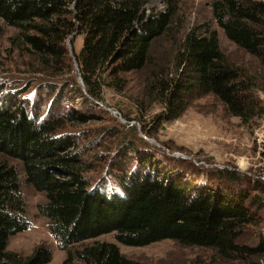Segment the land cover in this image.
<instances>
[{
  "label": "trees",
  "instance_id": "obj_1",
  "mask_svg": "<svg viewBox=\"0 0 264 264\" xmlns=\"http://www.w3.org/2000/svg\"><path fill=\"white\" fill-rule=\"evenodd\" d=\"M174 1L164 10H148L147 0H0V18L17 30L14 43L32 53L43 71L79 72L85 87L84 92L75 79V91L68 88L71 81L61 89L43 83L29 92L17 91L13 108L8 103L0 108V151L18 159L25 183L44 193L39 214L48 219L58 247L73 249L63 264H145L125 257L112 242L82 244L110 232L128 246L171 239L211 249L225 259L264 255V179L259 175L252 179L222 169L217 170L220 183L203 186L199 178H185V169L167 170L153 157L137 156V148L124 140L117 153L125 152L112 157L104 178L93 187L84 152L102 136L117 132L104 127L85 137L66 128L72 120H86L77 110L74 115L67 110L74 104L71 92L89 109L108 89L125 92L124 74L142 71L139 96L131 101L136 110L132 118L140 123L139 114L152 103L162 107L160 123L179 117L192 99L205 94L218 97L228 112L246 122L264 113L255 95L264 92V1L212 3L213 19L227 38L256 58L253 71L227 60L209 23L193 26L174 41ZM75 31L83 35L82 48L74 54L78 71L66 45ZM164 35L174 41L172 69L153 56L152 45ZM134 158L135 165H130L127 160ZM17 171L0 161V264H45L51 258L48 248H38L23 260L6 250L8 238L29 225ZM107 179L120 186V193L103 192ZM251 236L255 241L248 243Z\"/></svg>",
  "mask_w": 264,
  "mask_h": 264
},
{
  "label": "rangeland",
  "instance_id": "obj_2",
  "mask_svg": "<svg viewBox=\"0 0 264 264\" xmlns=\"http://www.w3.org/2000/svg\"><path fill=\"white\" fill-rule=\"evenodd\" d=\"M168 1L147 0L145 9L164 10ZM215 1L175 0L177 10L170 36L177 41L193 26L209 23L211 29L217 33L219 48L227 60L234 65L253 71L258 64L256 58L228 39L222 28L214 21L212 3ZM177 22H180L179 27ZM16 31L15 27L7 25L0 18V108H4L7 103L10 105L17 91L23 92L27 89L26 92H29L43 83L52 86L55 84L61 89L71 81L68 88L75 91L71 83L72 79L78 82V75L64 71L58 74L43 71L32 53L25 50L23 45L14 43L12 39ZM172 37L164 35L152 45L155 61L171 69V56L175 53ZM82 45L83 35H76L72 43L74 57L79 53ZM165 59L168 63L164 62ZM71 61L73 63L72 58ZM144 76L143 71L124 74L127 80L123 90L125 92L118 94L108 89L102 101L90 100L95 106L89 109L81 103L79 96L71 92L74 95V106L67 105V110L70 109L73 115L77 110L78 114H83L86 120L84 122H80V119L72 120L65 124L68 130L85 135V137H93L99 128L105 127L109 131L114 129L118 135L102 136L91 145L89 151L84 152L86 155L83 157L90 169L87 173L92 178L93 187H96L99 180L104 178L103 175L107 172L108 163L112 157L125 152L124 149H119L117 153V149L124 140H130L137 148V156L153 157L156 165L161 164L167 170L178 171L179 169L183 172L182 170L185 169V178L191 181L199 178L203 186L220 183L217 178L220 173L217 170L222 169L232 170L252 179L257 175L264 179V113L261 116L255 115L246 122L228 112L225 104L218 97L205 94L192 99L179 117L160 123L157 122V114L162 111V107L152 103L143 115L138 113L142 120L140 123L132 118L136 110L131 107V101H135V98L139 96ZM80 87L85 92V87L83 88L81 84ZM8 92L13 97H10ZM261 92L263 91L257 90L255 95L263 105L260 98ZM17 97L22 99L21 96ZM24 97L30 100L28 96ZM17 102L19 105V101ZM144 105L143 103L141 109ZM97 106L105 113H100ZM124 114L127 116L125 117ZM129 125L135 128L132 130ZM62 139H67V137ZM88 154L90 156L87 158ZM134 160L135 158L127 161L132 165ZM0 161L8 162L18 170L25 218L29 222L27 229L8 238L6 250L23 260L38 248H48L51 258L45 264H63L68 257V250L72 247L60 249L56 238L50 233L48 219L39 214L37 206L45 202L44 193L25 183L21 162L18 159L9 157L0 151ZM199 171L201 174H198ZM107 180L103 185V192L120 193V186H115L113 180ZM250 240L254 242L255 238L251 236L248 243ZM94 241L115 243L125 257L145 264H264V255L249 256L242 260L225 259L211 249L188 246L171 239H163L144 246H128L117 242L114 232L86 239L82 244H91Z\"/></svg>",
  "mask_w": 264,
  "mask_h": 264
},
{
  "label": "water",
  "instance_id": "obj_3",
  "mask_svg": "<svg viewBox=\"0 0 264 264\" xmlns=\"http://www.w3.org/2000/svg\"><path fill=\"white\" fill-rule=\"evenodd\" d=\"M77 32H73L71 33L67 39H66V45H67V48H68V54L69 56L73 59V64H74V68L78 71V67H77V63H76V60H75V57L73 56V47H72V40L74 39V37L76 36ZM78 74V82L81 84V86L84 88V83L82 81V78L79 74V72H77Z\"/></svg>",
  "mask_w": 264,
  "mask_h": 264
},
{
  "label": "built area",
  "instance_id": "obj_4",
  "mask_svg": "<svg viewBox=\"0 0 264 264\" xmlns=\"http://www.w3.org/2000/svg\"><path fill=\"white\" fill-rule=\"evenodd\" d=\"M260 98H261V101L263 102V105H264V92L260 93Z\"/></svg>",
  "mask_w": 264,
  "mask_h": 264
}]
</instances>
